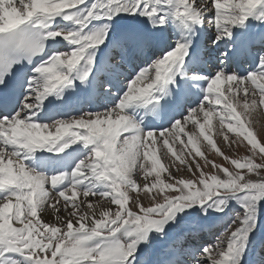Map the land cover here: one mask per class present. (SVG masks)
I'll return each instance as SVG.
<instances>
[{"label": "snow or ice", "instance_id": "6c2138e0", "mask_svg": "<svg viewBox=\"0 0 264 264\" xmlns=\"http://www.w3.org/2000/svg\"><path fill=\"white\" fill-rule=\"evenodd\" d=\"M256 115L264 0H0V264H264Z\"/></svg>", "mask_w": 264, "mask_h": 264}, {"label": "rangeland", "instance_id": "374dc122", "mask_svg": "<svg viewBox=\"0 0 264 264\" xmlns=\"http://www.w3.org/2000/svg\"><path fill=\"white\" fill-rule=\"evenodd\" d=\"M255 123H256V125L254 127V130L257 132L259 139H261L262 141H264V115H261L259 118H257L255 116ZM214 126L217 127V128L219 127L218 121L214 120ZM187 130L188 131H196L197 132V135H198V130H196L191 124H189L187 126ZM229 135L231 136L232 134H229ZM239 139H242V138H239ZM216 140H217L218 146L221 147L225 151V154L226 155L232 156L233 158H240V157H242L244 155H247V153L245 152V149L243 147L237 149L236 150V153L233 154V152L229 151L225 147V145L223 143V140L221 138H218ZM185 141H186V138H185ZM209 158L210 159H215L217 161V163L224 164V166L225 167H229L230 170L232 169V166H230V164L228 162L223 161L222 158L216 157L215 154H210L209 155ZM257 162H260V161H257ZM205 171H211V169L210 168H206ZM177 175H179V174H177ZM183 175L185 177H187V173L186 172L183 173ZM145 204L147 205V201H145ZM213 231L216 232V236H217L219 234V231L220 230H219V228H217V229H213Z\"/></svg>", "mask_w": 264, "mask_h": 264}, {"label": "bare ground", "instance_id": "6f19581e", "mask_svg": "<svg viewBox=\"0 0 264 264\" xmlns=\"http://www.w3.org/2000/svg\"><path fill=\"white\" fill-rule=\"evenodd\" d=\"M205 27H207V25H205ZM208 35H209V33H207V32L204 33V34H202V43H204V44L207 43ZM247 60H249V59L242 57V58L238 61V62L241 63L244 72H245V71L249 68V66H250V65H248V64L246 63ZM238 62H237L235 65H233V66L236 67L237 64H238ZM249 62H250V61H249ZM190 102H191V101H190ZM260 116H261V115H256L257 118H259ZM253 121H254V123H253V127H255V125H256V123H255V116L253 117ZM216 139H218V138H216ZM221 139H222V138H221ZM46 219H48V217H46Z\"/></svg>", "mask_w": 264, "mask_h": 264}]
</instances>
